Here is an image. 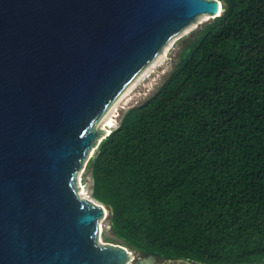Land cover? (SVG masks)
Listing matches in <instances>:
<instances>
[{
	"label": "water",
	"instance_id": "obj_1",
	"mask_svg": "<svg viewBox=\"0 0 264 264\" xmlns=\"http://www.w3.org/2000/svg\"><path fill=\"white\" fill-rule=\"evenodd\" d=\"M223 6L0 0V264L157 263L100 241L108 209L79 195V175L111 134L104 114Z\"/></svg>",
	"mask_w": 264,
	"mask_h": 264
},
{
	"label": "trees",
	"instance_id": "obj_2",
	"mask_svg": "<svg viewBox=\"0 0 264 264\" xmlns=\"http://www.w3.org/2000/svg\"><path fill=\"white\" fill-rule=\"evenodd\" d=\"M219 1L221 16L124 113L85 179L139 255L264 264V0Z\"/></svg>",
	"mask_w": 264,
	"mask_h": 264
},
{
	"label": "rangeland",
	"instance_id": "obj_3",
	"mask_svg": "<svg viewBox=\"0 0 264 264\" xmlns=\"http://www.w3.org/2000/svg\"><path fill=\"white\" fill-rule=\"evenodd\" d=\"M207 21H209V19L199 23L189 33L184 34L179 38H177L176 40H174L168 47L161 61L149 73H147L135 86H133L125 95H123L116 103H114L113 106L104 114V116L99 120L97 124V129L103 128L105 130H108L107 128L102 126V124L106 119L109 118L110 120H108L106 123L110 122V126L112 128L111 132H112L119 126L120 121L127 110L136 107L138 105H141L147 99L152 97L174 69L175 64L178 61L179 52L182 49L183 45H185L187 39L191 38L193 33L198 31L201 28V26L205 24V22ZM96 152L97 150L94 152V156ZM78 186H80L81 188L80 196L82 198L85 196L91 197L87 199L94 201L91 193V182L88 179H85V171L81 172L79 175ZM82 187L84 189V192H82ZM99 225L101 227L100 237L103 243L109 241L108 243L111 244H119L125 246L123 241L117 239L112 234L109 224V215L106 217V219L101 220L99 222ZM133 252H134V256H136L137 258L136 260H138L139 254H137L135 251ZM137 262L138 261H134V263L132 264H138ZM156 264H161V263L158 262ZM172 264H176V263H172ZM179 264H196V263L185 262Z\"/></svg>",
	"mask_w": 264,
	"mask_h": 264
},
{
	"label": "bare ground",
	"instance_id": "obj_4",
	"mask_svg": "<svg viewBox=\"0 0 264 264\" xmlns=\"http://www.w3.org/2000/svg\"><path fill=\"white\" fill-rule=\"evenodd\" d=\"M207 20H208V19H207ZM209 20H210V18H209ZM108 120H110V119H109V118L106 119V120L103 122V124H102V126H104L105 128H107V129L109 130V132H108V130H105V129L102 128V130H105L106 135H109L110 132H111V129H112L111 126H110V122H109V123H106ZM94 152H95V150H94ZM92 155H93V154H92ZM80 182H81V181H80ZM78 187H79V191H78V193H79V195H80L81 188H80V186H78ZM82 192H84L83 187H82ZM84 194H85V193H84ZM87 198L89 199V198H91V197H86V196L83 197L84 200H87V201H90V202H94V201H95V200H94V201H92V200H88ZM94 203H95V202H94ZM107 213H108V212L106 211V217H107ZM106 217H105V219H106ZM100 228H101V227H100V225H99V232H100V236H101V230H100ZM100 241L103 242L102 239H101V237H100ZM130 255H131L132 258H133L134 254H133V253H130ZM129 264H131V262H130Z\"/></svg>",
	"mask_w": 264,
	"mask_h": 264
},
{
	"label": "flooded vegetation",
	"instance_id": "obj_5",
	"mask_svg": "<svg viewBox=\"0 0 264 264\" xmlns=\"http://www.w3.org/2000/svg\"><path fill=\"white\" fill-rule=\"evenodd\" d=\"M140 256H143V255H139V257H140ZM167 261H169V260H160V259L158 258L157 263L159 262V263H161V264H164V263L167 264Z\"/></svg>",
	"mask_w": 264,
	"mask_h": 264
}]
</instances>
